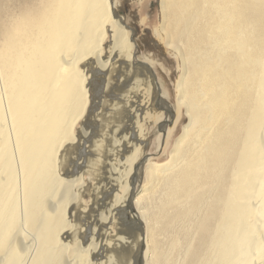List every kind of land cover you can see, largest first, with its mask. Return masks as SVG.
<instances>
[{
  "label": "bare ground",
  "instance_id": "obj_1",
  "mask_svg": "<svg viewBox=\"0 0 264 264\" xmlns=\"http://www.w3.org/2000/svg\"><path fill=\"white\" fill-rule=\"evenodd\" d=\"M116 2L0 0V264H114L119 189L147 160L142 124L160 119L164 147L183 112L168 159L146 162L124 204L146 226L140 263L264 264V0H158L155 37L179 67L164 118ZM99 137L101 194L84 182Z\"/></svg>",
  "mask_w": 264,
  "mask_h": 264
},
{
  "label": "rangeland",
  "instance_id": "obj_2",
  "mask_svg": "<svg viewBox=\"0 0 264 264\" xmlns=\"http://www.w3.org/2000/svg\"><path fill=\"white\" fill-rule=\"evenodd\" d=\"M117 1L118 3L117 2L116 3L118 5L117 6L118 16L124 19L131 33L130 46H131V51L133 52V57H135V62L138 64L139 61H142L145 63L147 62L148 65L150 64L149 67L151 69V74L148 71L145 72L147 73V75L150 74L149 75L150 76L149 82L151 84L149 87L150 99H151L150 103L153 102V104H155L153 105V107H151L152 110H150V112L160 114L159 116L160 117L162 116L164 118L163 116L165 115L164 111H162L161 108H159L161 107V104H158V101L162 99L163 102L165 104H168L169 108H171L173 111L177 110L175 90H176V82L178 80V75H179V67L176 59L168 52V50H164L162 48V46L158 42L157 37H155V29L159 25L158 0H138V1L117 0ZM122 59L124 60V62ZM120 60H121L120 65L121 64L124 65L123 66L121 65V67L120 65L117 66L116 72L114 73L111 80L112 83L114 82L111 86V89L115 93L122 94L124 90L129 87L127 86V84L129 82V77L132 78L131 76L132 67L130 61L127 60L125 57L122 56ZM138 67L141 68V66ZM90 92H91L89 97L90 104L92 103V106L93 104L95 105V107H93L94 109L90 108L91 110H89V115L91 117V115L93 116V114H95L98 111L100 99H101V92L100 91L98 93L94 92L93 87ZM183 114L184 112L182 113L181 121L185 122L186 117H184L185 114L184 115ZM120 120L117 119L116 121H114L116 122L115 128L118 127ZM159 120L160 119L156 118L155 121L150 120L151 121L150 123L142 124V129L147 136L145 137V141H143V145L139 149V157H137V160L138 159L139 160L147 159V160L145 161V163H143L142 169L139 172L136 181L135 178H130L133 170L131 168L129 177L126 180V184H124V186L119 189V193H118L119 197H118V205H117L118 206L117 210H119V212L114 214L115 230H114V236L112 238L113 240L111 241L112 244L110 245L111 255L112 258L115 260L114 264L115 263L136 264L135 263L136 261L138 264V255H139L138 253L141 252L144 246V240H146L147 237V230H146V226L143 225V228L139 229L138 226L134 222H132V217L130 215V212H127L124 204L133 188H138V190H141V188L146 184L145 172H144L146 164L147 163L161 164L163 162H166V160L168 159V153H169L168 151L170 150L172 141L175 138V136L179 133L181 125L184 123V122L183 123L180 122L176 126L175 133L172 135L170 141H168V145L165 143V146L163 147L164 135L158 133L157 131V124L159 123ZM94 131L96 132V130ZM102 139L103 138L99 137L98 140H96L95 142L96 150H98L99 153L97 157H93L92 159L93 160L98 159V161L96 162L97 164H95L94 167H92L93 169H89L90 171H88L87 173L88 175L86 174L84 177L85 185L88 184L87 185L88 188L89 185L90 186L92 185L94 188L99 186L98 192H100V194L101 192H103V184L105 185V181H106L105 172L102 173L104 166L102 164L103 160L101 159L100 156L103 151L102 149L104 143L103 142L104 140ZM115 139H116L115 142H117L118 135L116 134H115ZM72 150L70 156H73V152L76 151L74 149ZM92 161H91V165L93 164ZM70 162L72 164L74 161L70 160ZM66 166H69V163L66 164ZM87 178L89 180H87ZM95 180H97V182ZM133 181H135V183ZM121 185L123 184L121 183ZM90 192L91 191H85V193L82 195L83 198H80V202L84 206L88 205L89 200L92 197L91 196L92 193ZM113 195L114 194L110 196L109 198L110 201L114 200ZM140 218H142V216ZM142 259H143V252L141 254V262Z\"/></svg>",
  "mask_w": 264,
  "mask_h": 264
},
{
  "label": "water",
  "instance_id": "obj_3",
  "mask_svg": "<svg viewBox=\"0 0 264 264\" xmlns=\"http://www.w3.org/2000/svg\"><path fill=\"white\" fill-rule=\"evenodd\" d=\"M142 231V230H141ZM139 255H138V264H141L140 263V261H141V254H142V250H141V252L140 253H138Z\"/></svg>",
  "mask_w": 264,
  "mask_h": 264
}]
</instances>
